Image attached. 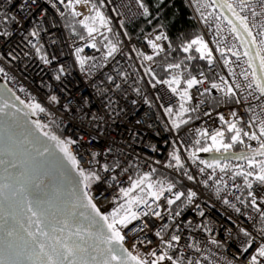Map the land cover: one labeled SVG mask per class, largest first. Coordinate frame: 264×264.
Segmentation results:
<instances>
[{
  "label": "built area",
  "instance_id": "built-area-1",
  "mask_svg": "<svg viewBox=\"0 0 264 264\" xmlns=\"http://www.w3.org/2000/svg\"><path fill=\"white\" fill-rule=\"evenodd\" d=\"M140 2L103 0L107 19L110 24H116L122 41L108 56L110 49L101 42L105 30L101 24L93 26L96 31L91 35L87 32L82 36L70 30V15L79 13L73 22L85 26L86 18L96 8L95 0L80 3L76 0L71 3L69 0H0V16L4 17L0 19V68L4 70L0 77L24 104L39 103L45 109L44 112L32 110L43 126L41 129L58 132L66 141H75L68 148L80 166L95 170L102 177L100 182L86 188V192L106 214L119 210L129 198L121 192L122 188H130L132 181L151 170L160 169L173 177L154 190L163 189L159 200L147 194L148 180L142 185L143 192L133 189L130 193V196H143L161 213L160 217L151 214L142 217L148 225L143 232L133 235L130 230H124V244L133 254L139 252L143 256L154 248L158 252L162 250L155 233L167 224L164 239L174 233L181 237L174 242L175 249L168 252L182 257L183 264L190 260L199 264H250L252 255L264 243V219L260 216V211H264V191L256 180L251 189L241 185L243 175L236 173L247 172V161L220 160L219 167L209 168L201 163L203 160L191 157V153L196 141L210 138L217 131L225 132L231 122L249 133V136L241 134L247 149H258L264 141L257 126L259 119H264L261 111L264 97L254 100L249 96L255 83L244 50L213 2L187 0L215 62L207 71L194 75L204 82L189 89L191 99L183 102L195 109L191 110L194 120L178 130L166 109L182 103L180 96L166 84H152L142 64V56L170 49L166 31L157 27L142 36L127 37L121 27L144 16ZM229 2L241 16L248 17L249 27L264 56V46L260 44L264 40V0H246L250 5L246 8H242L239 0ZM253 11L258 15L253 16ZM32 32L37 35L33 36ZM161 34L167 39L155 40ZM150 40L160 47L154 49ZM233 52H238L239 57ZM42 56L49 62L45 63ZM225 60L229 63L225 64ZM243 72L248 73L247 79ZM213 83L221 87L212 88ZM249 83L253 88H248ZM229 85L235 97L226 95ZM253 95L260 94L257 91ZM52 96L57 99L51 100ZM249 106L254 111H248ZM254 115L259 117L255 122L250 119ZM252 132L260 139H251ZM231 136L226 143L233 145ZM225 163L228 167L222 172L220 167ZM105 164L109 165L107 172L103 170ZM113 176L115 180L111 179ZM169 185L171 191H168ZM190 191L196 195L189 200ZM249 192L255 194L260 211L252 205ZM177 193H183L179 200L175 199ZM168 199L175 203L169 205ZM137 210L147 211V207L141 204ZM242 229L250 236H245ZM250 238L252 246L244 251ZM257 260L264 264V257L257 256Z\"/></svg>",
  "mask_w": 264,
  "mask_h": 264
},
{
  "label": "snow or ice",
  "instance_id": "snow-or-ice-1",
  "mask_svg": "<svg viewBox=\"0 0 264 264\" xmlns=\"http://www.w3.org/2000/svg\"><path fill=\"white\" fill-rule=\"evenodd\" d=\"M71 3V0H69ZM81 0H76V3H80ZM216 0H213L215 3ZM242 8L249 7L250 5L246 0H239ZM140 6L143 8L144 15H149V9L144 3L140 2ZM221 7H226L240 22L238 28L232 20L225 17L231 25V31L237 33L240 37L243 35L240 28L244 33H247L248 37H251L250 41L242 40V43H255L256 38L252 35V30L248 24V17L241 16L235 11L233 4L229 0H223ZM264 8V5H262ZM79 15V13H75ZM203 15V13H201ZM253 16L258 15L255 11L252 12ZM97 18L103 24L105 22L103 15L97 11ZM0 19H4L0 16ZM87 19V18H86ZM83 23V21H81ZM91 35L96 31L94 27L85 25ZM36 36V32L31 33ZM167 39L163 34L157 35L155 40ZM149 44L155 49L160 46L154 41L150 40ZM260 44L264 46V40L260 41ZM195 47V51L200 53L201 59H207L209 64H212V50L208 47V44L202 37L197 36L183 47L184 52H189L190 49ZM95 47V44L92 45ZM264 50V49H262ZM39 52V49H37ZM78 53L81 49L76 50ZM116 51V46L113 44L108 52V56H111ZM228 51H232L228 49ZM233 55L239 57L238 52H233ZM245 56H249V52L243 53ZM256 57L260 61L261 72L264 73V56L260 55L258 51ZM146 60H151L152 56H145ZM45 63L49 61L45 57H41ZM78 59H80L78 57ZM188 59H193L189 56ZM255 57L249 56L248 63L251 65ZM81 59V64H83ZM225 64L229 61L225 60ZM169 69H179L180 64H169ZM62 70V69H61ZM4 70L0 68V72ZM151 72V69H148ZM203 76V73L200 74ZM242 75L247 79L248 73L243 72ZM251 75L254 77L255 89L253 92H259V96H254L253 92H249V96L254 100H260L264 97V75L257 76L255 68H253ZM59 79V76L56 77ZM111 79V77L109 78ZM223 80V78H221ZM158 83L167 84L173 93H177L181 98V109L183 112L189 111L184 107V101L190 100L189 89L194 85L203 83L202 79H197L195 76H191L184 80L186 87L178 92V87L181 82V74L173 76L171 80L157 81ZM176 85V87H173ZM212 88H220L221 85L213 83ZM240 87L239 84L236 85ZM248 88H253V84L249 83ZM138 91V90H137ZM205 92L210 89H205ZM226 95L235 97L236 93L232 86L227 87ZM51 100L55 101L57 98L52 96ZM236 103H241L240 100H236ZM7 104H0V114H6L5 109ZM15 107V105H13ZM29 107L35 111L44 112L45 109L39 103H32ZM195 111V109H191ZM166 111L171 112L172 109L168 108ZM248 111H254L252 106H249ZM264 112V107L261 108ZM236 116V113H232ZM253 122L259 119L257 116L250 118ZM221 120L223 117L221 116ZM187 121H181L186 123ZM37 128L43 126L39 122H35ZM3 122L0 121V166H3V172L7 173L6 176H0V203L3 200H11L15 198V206L19 209V212L8 213L9 221L0 223V264H163L168 261L171 264H183V258L177 257L175 252L169 254L168 249H175L174 242L180 241L181 237L178 234H172L169 239H164V232L169 225H162L155 235L160 238V247L162 250L158 252L157 249L141 255L139 252L133 254L128 248L124 247L126 240L125 229L131 231L133 235L138 232H143L148 227L147 223L142 221V217L151 214L155 217H160L161 213L154 210L148 201L143 196H130L133 189H139L144 191L142 185L146 179L145 177H139L132 181L130 188H122L121 192L125 197H129L126 202L120 205L119 210H114L110 214H104L101 212L94 198L89 192H65L62 191V186L69 183L71 177L67 166L64 164V158H67L71 162V165L79 171L81 180L79 183H83L86 188L90 187L93 183L100 182L102 180L101 175L91 169H85L80 166L76 156L73 155L68 148L69 144L75 143L72 140H62L55 135L50 137L51 140L56 141V146L60 151L64 153V158L58 156L53 148H51L44 140L40 138L34 131L28 129L9 128L7 132H4L2 127ZM174 126L179 127V124L174 122ZM260 130V136H264V119H259L257 125ZM228 130L235 134L231 136L233 143H243L242 136H249L248 132H243L241 128L237 126L236 122L228 124ZM44 136H49V133H43ZM224 133L217 131L210 138L213 142V146L216 147V151H220L222 148L227 152L232 143L223 142ZM251 139H260L255 132L251 133ZM199 143V141H197ZM199 151H210L211 148L204 147L198 149ZM255 154L264 156V141L260 143L258 149L254 150L253 156H242L238 158L247 159L250 166L259 167V171L253 173L239 172L236 175H243L246 186L251 189L253 187L252 182L248 177L254 176L258 182L260 189L264 191V160L256 161ZM95 155V154H94ZM195 157V153H192ZM177 164L180 163L179 157H176ZM202 164H207L209 168L215 166L219 167V161H213L208 163L207 161H201ZM228 167L225 163L220 170L223 172ZM104 171H109V165L103 166ZM203 171V169H201ZM64 175H61V173ZM48 178V184L44 185L45 178ZM74 180V178H72ZM115 180L116 177H111ZM188 179H193L192 176H188ZM219 182V181H217ZM207 183V181H205ZM41 185L48 187L51 185L50 195L48 199H41L40 196H36L34 199H28L32 194L33 189L39 188ZM148 195L159 200L163 195V189L154 191L151 184L147 185ZM172 186L169 185L168 191H171ZM219 191V189H217ZM183 193H177L175 199L179 200ZM196 195L195 192H189V200ZM249 195L253 197L251 203L257 207V211H260L256 196L254 193L249 192ZM228 203L227 200L224 201ZM169 205L175 203V200L168 199ZM144 204L147 207V211L137 209L139 205ZM79 209V211H78ZM237 211H239L237 209ZM23 213V216L20 215ZM179 215V212L176 213ZM203 215V213H201ZM260 216L264 219V211H260ZM0 220H3V210L0 207ZM139 222V223H137ZM245 236L250 234L243 229ZM144 243V241H140ZM216 243V241H213ZM252 239L247 241V246L244 251L252 246ZM151 244V241H148ZM103 245V247H101ZM135 248V245H132ZM257 256L264 257V243H262L257 249L256 253L252 255L250 264H259ZM188 264H199V261H189Z\"/></svg>",
  "mask_w": 264,
  "mask_h": 264
},
{
  "label": "trees",
  "instance_id": "trees-1",
  "mask_svg": "<svg viewBox=\"0 0 264 264\" xmlns=\"http://www.w3.org/2000/svg\"><path fill=\"white\" fill-rule=\"evenodd\" d=\"M95 1L97 2V6L95 8L96 10L90 14L89 19L95 17L97 11L107 18L108 14L105 11V7L101 0ZM142 2L148 7L149 15H144L140 20L134 23L122 24V30L127 37H133L141 36L157 27L164 28L169 37L171 45L170 49L164 53L153 55L151 60L142 58V64L152 84H158L157 81L171 80L173 76L181 74V82L178 87V91H180L185 85V79H188L199 72L207 71V68L211 65L208 63L207 59L200 58V53L195 51V47L197 46H193L189 52H184L183 47L197 36L202 37L205 42L206 39L189 7L187 0H142ZM101 41L107 49H110L111 46L113 44L115 45L117 42L121 43V35L114 22H112V30L102 34ZM189 56L193 57V59H188ZM212 61V63L215 62L213 56ZM169 64H180L181 68L169 69ZM148 69H151V72H149ZM173 87H176V85H173ZM180 105L181 103L173 107L171 112L167 111L170 121L173 124L174 122L179 124V127H176L178 130L182 129L194 120L190 106L184 103V107L188 108L189 111L183 112ZM182 120L187 122L181 123ZM225 132L227 137L232 134V132L228 131V128H225ZM58 134L62 136V134ZM223 140L226 141L228 139L223 138ZM210 141L211 138L199 140V143L196 141L193 149L204 148ZM213 152H217L222 156L238 158L242 156H252L254 150L247 149L246 144L243 141V143H234L227 152L222 149H220V151H216L215 149ZM255 160L260 161L257 160V158H255ZM246 161L248 162V160ZM248 166L247 172L251 171L256 173L259 169L258 166H250L249 162ZM145 176L146 181L153 179L158 185L173 180L172 176L160 169H153ZM248 179L250 182L255 181L254 176H250ZM240 183L242 186H246L244 176L240 179Z\"/></svg>",
  "mask_w": 264,
  "mask_h": 264
},
{
  "label": "water",
  "instance_id": "water-1",
  "mask_svg": "<svg viewBox=\"0 0 264 264\" xmlns=\"http://www.w3.org/2000/svg\"><path fill=\"white\" fill-rule=\"evenodd\" d=\"M213 2V0H211ZM223 0H216L215 3H213L220 14L225 18L232 20L234 24L237 25V27H240V22L237 20V18L230 12L226 7H221ZM236 11V10H235ZM228 21V20H227ZM231 26V25H230ZM241 33H243L242 36L238 37L237 33H235L236 37L238 38L240 44L243 46V50L249 52V56L255 57L252 64L250 66L251 71L253 68H255L257 76L264 75V73L261 72L260 69V61L259 58L256 57V53L259 51L258 45L255 42L253 43H242V40L250 41L251 37L247 36V33L243 32V29L240 28ZM252 35L254 36L253 32ZM260 52V51H259ZM261 55V53H260ZM245 56V55H244ZM249 56H245L247 61H249ZM7 104V108L5 109V114H0V121L3 122L2 127L4 132H7L9 128H17V129H28L34 131L37 135L40 136L42 140H44L53 150L55 153L64 158V153L60 151L59 147L56 146V141L51 140L50 137L52 135L57 136L58 138L65 140L63 137H61L59 134H57L55 131L51 130H43L41 128L36 127L37 119L32 111V109L24 104L20 98L14 93L12 89H10L7 84L0 78V104ZM15 105V107H13ZM49 133V136H44L43 133ZM66 141V140H65ZM73 154V153H72ZM74 155V154H73ZM254 155V152L252 156ZM200 157L202 160L207 162H213V161H220V160H228V159H235V160H247L244 158H231L229 156H222L218 154L217 152H203L200 154ZM264 157L259 154H255V158ZM64 164L67 166L68 171L71 174V177L69 179V183L67 185L62 186V191L65 192H78L79 191H85L86 187L83 183H79V181L82 179L79 171L74 168L71 165V162L67 160V158H64ZM7 173L3 172V166H0V176H6ZM61 175H64L62 172ZM74 178V180L72 179ZM48 184V178L46 177L44 180V185ZM44 185H41L37 189L32 190V194L28 197V199H34L36 196H40L41 199H48L51 189V185L48 187H45ZM15 198H12L11 200L5 199L0 203V207H2L3 210V220H0V223H3L4 221H9L8 213L10 211L12 212H19V209L15 206ZM79 211V209H78ZM102 213L106 214V212L101 211ZM21 216H23V213H20ZM103 247V245H101ZM125 247V246H124ZM126 248V247H125ZM25 264H28V262H25Z\"/></svg>",
  "mask_w": 264,
  "mask_h": 264
},
{
  "label": "rangeland",
  "instance_id": "rangeland-1",
  "mask_svg": "<svg viewBox=\"0 0 264 264\" xmlns=\"http://www.w3.org/2000/svg\"><path fill=\"white\" fill-rule=\"evenodd\" d=\"M101 2H102V4H103V0H101ZM104 5V4H103ZM97 6V5H96ZM96 10V9H95ZM105 11L106 12H108L107 10H106V8H105ZM95 14V13H94ZM103 17H104V20H105V22L102 24L101 22H100V20H99V18H97V16H95V17H93L92 19H89V17L86 19V22H85V25H88V26H90V27H93L94 25H97V27H98V25H102L104 28H105V30H104V33L106 32H110L111 30H112V24H110V21L106 18V16H104L103 15ZM75 20V14H72V15H70V21H72V23L71 24H69L71 27H70V30H72V32H75V33H77V31L80 33V34H78V35H86L87 34V32H88V30H87V27H85L84 25H78V26H80V27H78L77 25H76V23L75 22H73ZM140 20V19H139ZM89 21V22H88ZM150 32V31H149ZM103 33V34H104ZM148 33V32H147ZM146 34V33H145ZM142 36V35H141ZM133 37H136V36H133ZM137 37H139V36H137ZM102 42V41H101ZM121 43H122V41H121ZM120 42L118 43H116L115 44V46L116 47H118L119 46V44H121ZM102 45L103 46H105L103 43H102ZM106 47V46H105ZM145 56H142V58H144ZM224 133V135H223V138H226V139H230V135L227 137V135H226V132H223ZM225 143H226V141H225ZM206 147H209V148H211V150L210 151H207V152H213L215 149H216V147L215 146H213V142H212V140L207 144V146ZM204 151H199L198 149H193L192 150V153H195V157H193L192 156V153H191V157H193V158H200V159H202L201 157H200V154L201 153H203ZM257 160H260V161H262V160H264V157H262V158H257ZM210 163H212V162H210ZM148 182H149V184H151L152 186H153V190H155L156 189V187H160L161 185H158L157 183H155V181L153 180V179H151V180H148Z\"/></svg>",
  "mask_w": 264,
  "mask_h": 264
},
{
  "label": "bare ground",
  "instance_id": "bare-ground-1",
  "mask_svg": "<svg viewBox=\"0 0 264 264\" xmlns=\"http://www.w3.org/2000/svg\"><path fill=\"white\" fill-rule=\"evenodd\" d=\"M86 10H87V8L86 7H84ZM1 78V77H0ZM2 79V78H1ZM3 80V79H2ZM4 81V80H3ZM7 84V83H6ZM7 86L9 87V85L7 84ZM10 88V87H9ZM11 89V88H10ZM174 125V124H173ZM176 127V126H175ZM124 246H125V244H124ZM126 247V246H125Z\"/></svg>",
  "mask_w": 264,
  "mask_h": 264
}]
</instances>
